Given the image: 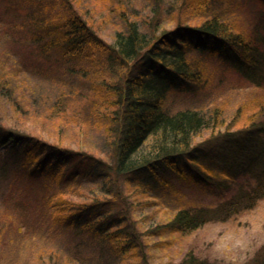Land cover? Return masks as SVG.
<instances>
[{
	"label": "trees",
	"instance_id": "trees-1",
	"mask_svg": "<svg viewBox=\"0 0 264 264\" xmlns=\"http://www.w3.org/2000/svg\"><path fill=\"white\" fill-rule=\"evenodd\" d=\"M31 1L38 9L55 8L53 22L41 25L45 34L44 43L37 46L38 55L69 77L70 93L60 92L65 108L52 105L54 115L45 114V118H61L75 136L90 132V128L77 129V122L103 128L106 133L100 146H90L103 156L0 123V148H4L0 151V177L19 178L25 191L21 202L27 208L40 209L49 233L70 232L75 237V255L81 260L118 264L130 256L133 264H149L140 239L132 233L133 221L127 222L123 210L124 184H137L143 193L158 198L162 190L180 191L177 180L184 179L186 167H192L186 155L195 160L201 155V148L193 142L203 130L216 127L212 122L219 115H207L199 108L172 111L168 101L180 94H195L203 87L201 65L205 60L225 65L264 89V9L255 27L249 29L226 17L223 6L228 0H148L149 19L142 17L144 21L138 15L130 20L126 10L120 11L124 23L111 43L96 33L72 0ZM254 1L264 5V0ZM184 7L188 15L182 19L176 15ZM170 17L179 22L165 29ZM82 61L89 66L84 67ZM89 75L95 79L102 75L103 80L93 85L100 91L95 97L89 96L90 91L81 96L84 104L76 113L70 112L71 121L66 109L71 106L68 96L74 98L80 79L87 80ZM250 123L231 142L237 152L245 153L246 162L238 160L236 171L253 181L251 188L240 190L235 203L176 207L170 223L173 230L188 232L209 221H225L240 211V198L251 207L264 197V121L255 117ZM192 178L208 181L199 172H193ZM84 191L87 198L82 202L68 197ZM6 195L0 191V208ZM180 264L223 263L192 252ZM248 264H264V243Z\"/></svg>",
	"mask_w": 264,
	"mask_h": 264
},
{
	"label": "rangeland",
	"instance_id": "rangeland-1",
	"mask_svg": "<svg viewBox=\"0 0 264 264\" xmlns=\"http://www.w3.org/2000/svg\"><path fill=\"white\" fill-rule=\"evenodd\" d=\"M72 1L73 7L83 13L96 33L111 43L124 23L120 11L126 10L129 19L133 15H138L140 21H144L142 17L149 19L148 0ZM223 8L226 17L229 16L240 28L251 29L255 27L264 5L254 0H228ZM54 15L55 8L53 11L38 9L31 0H0V123L47 141L103 156L90 148L100 146V140L106 133L103 128L98 129L95 125L86 127V124L77 122V129L90 128V132L75 136V132L61 123V118H45L46 115H54L52 105L65 108V97L62 99L60 92L70 93L69 77L62 76L58 69L51 68L50 62L43 61L38 55V47L44 43L42 35L45 34L41 25L52 23ZM187 15L184 7L176 16L184 19ZM178 22L170 17L164 22V28H173ZM194 60L193 55L192 64ZM83 66L88 67L89 64L84 61ZM201 67L202 80H205L203 87L198 88L195 94H180L168 101L172 111L199 108L207 111V115H219L212 122L216 127L203 130L193 142L201 148V155L196 160L190 154L186 155V162L196 171L186 167L184 179L177 180L180 191L162 190L163 198L143 193L137 184H124L121 202L126 210H123L127 214V222L133 221L132 233L140 239L149 264H180L192 252L216 263L248 264L264 243V197L251 207L240 198L237 203L240 211L232 217L225 221L206 222L193 231H176L170 226L176 207L193 203L214 206L235 203L239 191L250 189L253 182L247 175L237 174L238 160L245 163L246 159L243 151L237 152L232 146L231 138L249 127L255 117L264 121V89L253 86L236 71L212 59L205 60ZM92 76L89 75L87 80L78 77L76 94H70L74 98L68 96V105L71 106H66V109L71 121L74 118L70 112L76 113L77 107L84 104L81 96L90 91L89 96L95 97L100 91L93 85L96 80H103L102 75L98 79ZM83 90L84 94H81ZM64 114L66 118L67 113ZM3 150L0 148L1 152ZM197 171L208 181L198 182L192 178V173ZM0 191L8 196L0 208V264H95L75 255V237L70 232L58 230L49 233L48 225L40 218V209L25 207L21 202L25 191L19 178L8 180L0 177ZM85 192L68 197L74 202H82L87 198L83 197ZM129 257L121 262L118 260V264H133Z\"/></svg>",
	"mask_w": 264,
	"mask_h": 264
}]
</instances>
